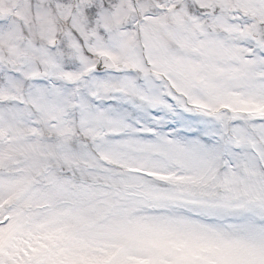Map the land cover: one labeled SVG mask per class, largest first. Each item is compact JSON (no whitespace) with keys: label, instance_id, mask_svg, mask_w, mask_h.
Returning a JSON list of instances; mask_svg holds the SVG:
<instances>
[{"label":"snow or ice","instance_id":"snow-or-ice-1","mask_svg":"<svg viewBox=\"0 0 264 264\" xmlns=\"http://www.w3.org/2000/svg\"><path fill=\"white\" fill-rule=\"evenodd\" d=\"M0 264H264V0H0Z\"/></svg>","mask_w":264,"mask_h":264}]
</instances>
